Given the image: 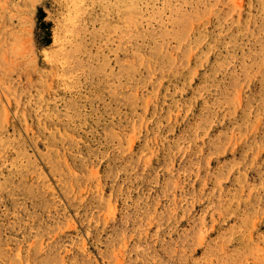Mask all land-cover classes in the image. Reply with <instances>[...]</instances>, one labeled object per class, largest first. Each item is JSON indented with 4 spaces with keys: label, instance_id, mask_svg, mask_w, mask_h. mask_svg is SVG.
<instances>
[{
    "label": "rangeland",
    "instance_id": "obj_1",
    "mask_svg": "<svg viewBox=\"0 0 264 264\" xmlns=\"http://www.w3.org/2000/svg\"><path fill=\"white\" fill-rule=\"evenodd\" d=\"M0 264H264V0H0Z\"/></svg>",
    "mask_w": 264,
    "mask_h": 264
}]
</instances>
